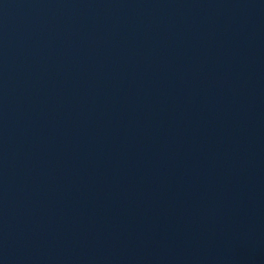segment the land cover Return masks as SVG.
<instances>
[{
  "label": "water",
  "instance_id": "water-1",
  "mask_svg": "<svg viewBox=\"0 0 264 264\" xmlns=\"http://www.w3.org/2000/svg\"><path fill=\"white\" fill-rule=\"evenodd\" d=\"M0 264H264V0H0Z\"/></svg>",
  "mask_w": 264,
  "mask_h": 264
}]
</instances>
